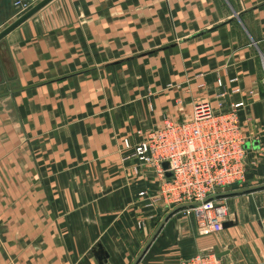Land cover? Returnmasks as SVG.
Returning a JSON list of instances; mask_svg holds the SVG:
<instances>
[{
	"label": "crops",
	"instance_id": "0c3cea01",
	"mask_svg": "<svg viewBox=\"0 0 264 264\" xmlns=\"http://www.w3.org/2000/svg\"><path fill=\"white\" fill-rule=\"evenodd\" d=\"M1 6L2 29L17 17L13 0ZM262 55L264 0H50L12 29L0 39V264H132L149 240L136 264L208 251L264 264ZM199 101H243L248 140L244 181L220 194L231 224L206 234L153 198L154 168L124 159L123 143Z\"/></svg>",
	"mask_w": 264,
	"mask_h": 264
},
{
	"label": "built area",
	"instance_id": "2783aa9c",
	"mask_svg": "<svg viewBox=\"0 0 264 264\" xmlns=\"http://www.w3.org/2000/svg\"><path fill=\"white\" fill-rule=\"evenodd\" d=\"M40 1L13 0L14 16L22 15ZM262 62L264 83L263 55ZM225 93L226 90L220 94ZM243 104L238 101L228 110H216L209 101H199L191 116L167 118L162 125L142 131L136 143L127 136L123 138L124 148L131 150L124 159L134 157L154 168L158 188L151 193L153 198L167 206L185 204L184 209L196 215L201 234L223 229L228 208L220 193L236 188L245 179L248 140L238 114ZM168 171L171 175H167ZM179 264L223 261L215 251H208L183 258Z\"/></svg>",
	"mask_w": 264,
	"mask_h": 264
},
{
	"label": "water",
	"instance_id": "95a60500",
	"mask_svg": "<svg viewBox=\"0 0 264 264\" xmlns=\"http://www.w3.org/2000/svg\"><path fill=\"white\" fill-rule=\"evenodd\" d=\"M50 0H41L40 2H38L37 4H35L32 8H30L28 11H26L25 13H23L22 15L18 16L17 18H15L12 22H10L7 26H5L1 31H0V39H2L7 33H9L12 29H14L16 26H18L19 24H21L23 21H25L27 18H29L31 15H33L36 11H38L40 8H42L46 3H48ZM0 95H2V93H0ZM164 166H168V162H164ZM167 175H171V172L168 171ZM238 191V190H237ZM230 193V191H226L220 194H227ZM219 195V194H218ZM186 206L185 204L178 206L179 207H184ZM169 214H167L168 216ZM231 222H227L224 221L223 222V226H228L230 225ZM159 229V228H158ZM156 233V232H155ZM154 233V235H155ZM153 235V236H154ZM152 236V237H153ZM150 240L147 242V244L144 246V248L141 250V252L139 253V255L137 256V258L134 260V262L132 264H136L137 261L139 260V258L142 256L143 252L145 251V249L147 248V246L149 245ZM96 254L100 260V262H103V257L105 255V252L103 250V248H101V246H99V249L96 250ZM223 253L218 254L219 256H221Z\"/></svg>",
	"mask_w": 264,
	"mask_h": 264
},
{
	"label": "rangeland",
	"instance_id": "374dc122",
	"mask_svg": "<svg viewBox=\"0 0 264 264\" xmlns=\"http://www.w3.org/2000/svg\"><path fill=\"white\" fill-rule=\"evenodd\" d=\"M0 7H2V6H1V0H0ZM4 16H5V15H4ZM14 19H15V18H14ZM12 21H13V20H12ZM2 29H3V28H2ZM2 29H1V30H2ZM1 30H0V31H1Z\"/></svg>",
	"mask_w": 264,
	"mask_h": 264
}]
</instances>
